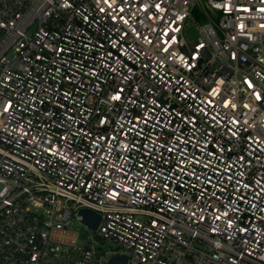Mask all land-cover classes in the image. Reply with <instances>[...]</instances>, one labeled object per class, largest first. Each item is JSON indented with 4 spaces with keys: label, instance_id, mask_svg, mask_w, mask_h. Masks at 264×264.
<instances>
[{
    "label": "built area",
    "instance_id": "built-area-1",
    "mask_svg": "<svg viewBox=\"0 0 264 264\" xmlns=\"http://www.w3.org/2000/svg\"><path fill=\"white\" fill-rule=\"evenodd\" d=\"M103 242L264 264V0H0V264Z\"/></svg>",
    "mask_w": 264,
    "mask_h": 264
},
{
    "label": "rangeland",
    "instance_id": "rangeland-1",
    "mask_svg": "<svg viewBox=\"0 0 264 264\" xmlns=\"http://www.w3.org/2000/svg\"><path fill=\"white\" fill-rule=\"evenodd\" d=\"M185 37L188 41L190 42H196L199 38V31H198V27L195 25L192 26H187L185 29ZM80 230H84L83 226L78 223L75 222L73 224V228L71 229L72 232H77ZM101 249V251L105 254H110L108 255L102 262V264H107V260L109 259V257H111L114 253H119V249L117 247L116 244L111 243V242H103L100 244V246L98 247Z\"/></svg>",
    "mask_w": 264,
    "mask_h": 264
},
{
    "label": "water",
    "instance_id": "water-1",
    "mask_svg": "<svg viewBox=\"0 0 264 264\" xmlns=\"http://www.w3.org/2000/svg\"><path fill=\"white\" fill-rule=\"evenodd\" d=\"M80 216L83 218V224L88 226L91 230H97L101 217L92 210L84 209L80 212ZM108 264H127V257L117 256L110 259Z\"/></svg>",
    "mask_w": 264,
    "mask_h": 264
},
{
    "label": "snow or ice",
    "instance_id": "snow-or-ice-1",
    "mask_svg": "<svg viewBox=\"0 0 264 264\" xmlns=\"http://www.w3.org/2000/svg\"><path fill=\"white\" fill-rule=\"evenodd\" d=\"M120 11H123V9H120ZM257 98H259V95L258 94H257ZM116 99H119V97L117 96ZM168 151H171V149H168Z\"/></svg>",
    "mask_w": 264,
    "mask_h": 264
}]
</instances>
